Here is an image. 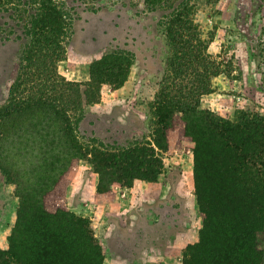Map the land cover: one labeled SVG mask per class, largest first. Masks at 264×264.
<instances>
[{"label": "trees", "instance_id": "1", "mask_svg": "<svg viewBox=\"0 0 264 264\" xmlns=\"http://www.w3.org/2000/svg\"><path fill=\"white\" fill-rule=\"evenodd\" d=\"M19 1L0 0V11ZM144 1L159 5L171 0ZM248 1V18L260 14L256 24L246 21L249 29L259 30L254 54L259 66L264 62V0ZM36 2V12L17 23L21 36L16 38L25 45L10 98L0 109V169L19 198L0 264H102L87 219L61 201L63 177L74 161L87 159L98 176L99 198L112 194L115 184L155 181L164 168L160 153L170 147L168 135L177 118L195 143L194 177L203 219L183 264H262L264 114L246 111L229 120L200 108V98L212 92L211 79L231 73L232 66L230 57L206 52L211 39H201L194 23L198 6L181 2L167 22L174 91L163 87L157 95L152 141L110 152L78 144L72 119L84 105L97 103L104 87L117 89L127 81L132 58L107 52L90 64L88 80L65 79L58 66L65 59L71 17L57 0Z\"/></svg>", "mask_w": 264, "mask_h": 264}, {"label": "rangeland", "instance_id": "2", "mask_svg": "<svg viewBox=\"0 0 264 264\" xmlns=\"http://www.w3.org/2000/svg\"><path fill=\"white\" fill-rule=\"evenodd\" d=\"M57 1L71 17L65 59L58 66L61 76L88 80L90 64L107 52L126 53L133 61L121 87H104L100 100L84 105L72 119L81 146L117 152L152 141L157 95L163 87L174 91L165 29L181 2L198 6L193 19L201 39H211L206 52L230 57L232 66L231 73L211 79L212 92L200 98V108L229 120L246 111L264 114V62L258 66L254 55L259 30L246 25L256 24L260 14L248 18V0H171L159 5L144 0ZM37 7L33 0H21L0 11V109L10 98L25 45L16 38L21 36L17 23L20 18L25 23ZM168 139V151L160 153L163 171L153 182L115 184L112 194L99 198L98 176L87 159L74 161L63 177L61 201L75 216L87 219L102 264H183L186 247L196 242L203 219L194 177L195 143L184 135L179 118ZM18 206L15 185L0 169L2 249L8 248ZM259 246L264 255V234Z\"/></svg>", "mask_w": 264, "mask_h": 264}]
</instances>
